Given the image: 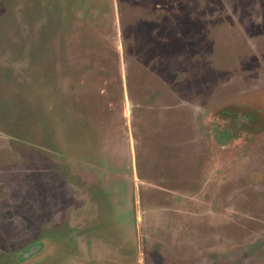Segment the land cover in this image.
Listing matches in <instances>:
<instances>
[{"label":"rangeland","instance_id":"obj_1","mask_svg":"<svg viewBox=\"0 0 264 264\" xmlns=\"http://www.w3.org/2000/svg\"><path fill=\"white\" fill-rule=\"evenodd\" d=\"M0 264H264V0H0Z\"/></svg>","mask_w":264,"mask_h":264}]
</instances>
